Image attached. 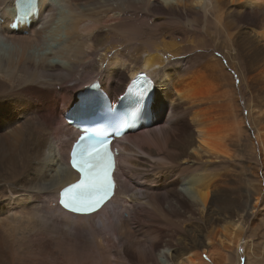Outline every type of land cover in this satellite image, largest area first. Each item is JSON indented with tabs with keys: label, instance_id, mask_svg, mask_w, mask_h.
Wrapping results in <instances>:
<instances>
[{
	"label": "bare ground",
	"instance_id": "bare-ground-1",
	"mask_svg": "<svg viewBox=\"0 0 264 264\" xmlns=\"http://www.w3.org/2000/svg\"><path fill=\"white\" fill-rule=\"evenodd\" d=\"M14 1L0 0V264H224L232 250L251 253L264 181L244 157L241 83L259 63L264 86V0H39V18L13 31ZM181 25L186 37L172 30ZM141 71L155 79L152 118L122 138L115 205L64 211L58 192L78 177L65 112L94 82L115 99ZM254 135L264 154V123Z\"/></svg>",
	"mask_w": 264,
	"mask_h": 264
},
{
	"label": "rangeland",
	"instance_id": "rangeland-1",
	"mask_svg": "<svg viewBox=\"0 0 264 264\" xmlns=\"http://www.w3.org/2000/svg\"><path fill=\"white\" fill-rule=\"evenodd\" d=\"M136 16H140V15L137 14ZM191 17H192V15H191ZM145 18H146L145 20L147 22L152 23V21L150 20L151 18H149V17H145ZM171 19L175 20L173 17H171ZM177 21L179 23H181V20L177 19ZM166 22L167 21H165V23ZM165 25H166V27L167 26L172 27V24L166 23ZM145 27L151 28L152 26L150 25V26H145ZM172 30H173V32L174 31L175 32H181L183 35H185V37L187 36L186 33L188 31V28L185 29L184 25L183 26L181 25V26H178L176 28H173ZM148 32L154 33L153 29L148 31ZM207 39H206V41L209 42V43L207 42L209 44V47L214 48L215 45H216L215 41H213V39L210 38V37H208ZM216 53H217V55L219 57L221 52L217 51ZM253 66H255V67L258 66L257 67L258 70L262 69V65L259 64V63H254V64L250 63V64H248L246 66V68H245V76L247 78V81L244 84L241 83V88L244 89V94H245V97H246V100H245V103H246V106H247L246 107L247 108L246 109V113H247L246 116L248 117L247 121L249 122V123L247 122V131L248 132L246 133L247 134V138H246V141H245V156L244 157H245V159L247 161V165H248L247 168H248L249 177H251V178L256 177V174L259 173V174H261L260 178L263 179V181H264V168L260 166V161L262 159H264V154H263V152L260 151L257 143L256 144L254 143L255 145H253V143H252V138L255 140V135H254L255 125H257L258 122L264 123V119H263L264 118V116H263L264 115V93H263L264 89H262V88H264V86H263V83L259 82V79H260L259 78V74H260V72L257 71V68L254 69ZM254 70H255V72H254ZM230 72L232 73V70ZM252 72H253V74H252ZM249 73L252 74V77L253 76L254 77L256 76V77L251 79L252 77L249 76L250 75ZM233 75H234V78L236 79L235 80L236 83H239L238 82L239 81V78H238L239 76H237L238 74L234 73ZM253 81L256 82V84H253L254 83ZM260 86H262V87H260ZM243 89H242V93H243ZM249 90L250 91L253 90V91L250 92ZM259 90L260 91L262 90V91L259 92ZM251 95H252V97H251ZM253 102H254V106H253ZM249 104H250V106H249ZM255 105H257V106H255ZM250 111H251V113H250ZM161 114H163V110L161 111ZM163 115H164L163 116V119H164L165 114H163ZM258 117H259V119H258ZM252 118L255 119V120H252ZM258 120H260V121H258ZM157 122H158V120H157ZM253 122H255L254 123L255 125L253 124ZM160 123H162V122H160ZM250 128L253 129V130H251ZM238 159H239V157H234L233 158V162L236 163V160L238 161ZM257 186H258V182L257 181L251 180L248 183V190H249L250 193H252L253 197H258V195H256V189H254ZM263 189H264V185H263ZM252 200H254V199L252 198L250 201H248L250 203V208L249 209H251V207L254 204L253 203L254 201H252ZM251 211H254L251 214L252 218H253V222L249 224V228L247 229V232H246L247 243H248L249 249L251 248V253L249 252V254H248V253H246V250L242 249L244 251V255L239 257V260H238V254H236V250H232L231 252H229V253H231V257L224 264H236V263H238V261H239V264H245L248 261H250L249 264H264V200L259 202V204L257 205V208L251 209Z\"/></svg>",
	"mask_w": 264,
	"mask_h": 264
},
{
	"label": "snow or ice",
	"instance_id": "snow-or-ice-1",
	"mask_svg": "<svg viewBox=\"0 0 264 264\" xmlns=\"http://www.w3.org/2000/svg\"><path fill=\"white\" fill-rule=\"evenodd\" d=\"M146 91V90H145ZM146 101L144 94H140L137 107L142 110ZM77 155L80 159L77 160ZM72 164L79 170L85 172L86 181L80 191L69 201L64 202V206L73 212L88 215L95 211L112 193L114 184L109 176V172L114 167V162L109 156L106 146H101L98 141L91 142L77 154L73 153Z\"/></svg>",
	"mask_w": 264,
	"mask_h": 264
}]
</instances>
